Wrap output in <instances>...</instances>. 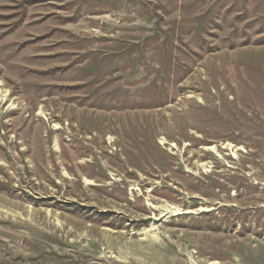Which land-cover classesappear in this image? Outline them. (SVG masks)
<instances>
[{"label":"rangeland","instance_id":"1","mask_svg":"<svg viewBox=\"0 0 264 264\" xmlns=\"http://www.w3.org/2000/svg\"><path fill=\"white\" fill-rule=\"evenodd\" d=\"M0 264H264V0H0Z\"/></svg>","mask_w":264,"mask_h":264}]
</instances>
